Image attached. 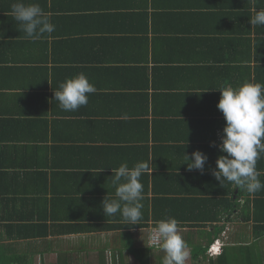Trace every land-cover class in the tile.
<instances>
[{
    "label": "crops",
    "instance_id": "1",
    "mask_svg": "<svg viewBox=\"0 0 264 264\" xmlns=\"http://www.w3.org/2000/svg\"><path fill=\"white\" fill-rule=\"evenodd\" d=\"M16 2L0 0V228L27 223V217L34 220L43 212L47 222L95 225L97 230L29 242L13 238L12 227H6L0 240L23 253L73 256L76 249L85 255L91 249L98 256L104 249L109 256L119 246L129 255L124 244L130 238L109 226L128 222L119 213L104 215L100 207L105 195L115 197L111 169L123 162L130 168L148 164L140 177L139 224L153 222L152 195L170 200L164 207L176 199L185 200V206L194 203L192 197L199 196L191 195H200L204 175L223 154L214 146L224 126L216 88L264 84V26L249 22L254 10L264 9V0H23L38 3L55 25L35 41L25 38L12 15ZM242 29L250 37L259 33L262 40L238 49ZM79 73L96 91L88 94L87 105L65 111L54 92ZM206 114L211 123L205 124ZM195 150L207 155L203 174L184 164V154ZM256 164L264 183V155ZM230 190L236 205L218 211V233L211 226L178 227L189 256L194 245L206 244L204 232L212 231L209 245H222L221 252L243 250L257 258L255 264H264V238L253 231L251 199L256 194L235 185ZM151 228L129 231L135 246L148 245ZM90 240L99 243L94 247ZM150 252L156 251L148 252L151 259ZM162 256H156L157 264ZM215 258L206 251L193 262L208 264Z\"/></svg>",
    "mask_w": 264,
    "mask_h": 264
},
{
    "label": "clouds",
    "instance_id": "2",
    "mask_svg": "<svg viewBox=\"0 0 264 264\" xmlns=\"http://www.w3.org/2000/svg\"><path fill=\"white\" fill-rule=\"evenodd\" d=\"M11 7L12 15L19 22L26 39L35 41L55 30L50 15L38 3L17 0ZM254 13L250 24L264 26V9L254 10ZM216 90L220 93L216 107L223 116L224 126L220 143L214 146L223 154L217 157L211 174L220 185L227 180L250 194L260 192L264 190V183L259 179L256 163L264 155V84L245 81L237 87L225 85ZM95 91V86L88 78L79 73L59 83L54 99L63 110L76 111L87 105L88 94ZM184 157L188 171L204 173L208 159L205 153L195 150L190 156L184 154ZM147 168L148 164L145 162H137L131 168L127 162H123L115 170L111 169L115 197L105 195L102 199L100 207L104 215L115 216L119 213L131 225L139 224L143 208V185L140 177ZM152 232L154 241L164 254L161 264H185L188 245L182 238L178 221L174 217L167 216L156 221ZM221 246L215 242L209 245L207 253L217 256L221 253Z\"/></svg>",
    "mask_w": 264,
    "mask_h": 264
},
{
    "label": "trees",
    "instance_id": "3",
    "mask_svg": "<svg viewBox=\"0 0 264 264\" xmlns=\"http://www.w3.org/2000/svg\"><path fill=\"white\" fill-rule=\"evenodd\" d=\"M262 40L259 37V33H257L256 36L250 37L249 30L242 29L241 35L237 38V48L238 49H246V47L252 46L255 41ZM238 76V75H237ZM251 76V75H250ZM247 75V77H250ZM249 79V78H248ZM240 84H237L235 87L239 86ZM203 95V92H200V96ZM205 113V112H204ZM211 117V116H210ZM204 122H210L208 119L207 114L204 117ZM224 123V121H222ZM222 132V131H221ZM214 137L212 138V140ZM220 142V141H219ZM5 152H3L4 154ZM257 170H259V167L256 164ZM212 171H209L206 173L203 177L204 180V186L202 187V190L200 191V195H191V196H199V197H192L194 203L187 204L185 206V200H175V204H173L172 207H164L163 205L171 204L169 201H163L162 198H159L158 196L153 197L152 195V202L154 201V210L151 212V218L152 223L148 224L147 222H143L138 225H131L130 223H121V224H113L109 225L111 228H114L118 231L123 230L125 236L127 238V241H125L124 247L129 251V257H131L132 262H136L137 260L139 264H151L149 261V254L150 248L148 246L146 247H138L135 246L134 240L132 235L129 233L130 230L134 229V227H145V226H152L154 227L155 222L163 219L167 216L174 217L177 221L183 220V222L178 223V227H189V228H205L207 226H211L215 228L216 233L220 231V227H216V222L220 221V217L218 216V211H221L222 209L226 212H229V206L230 210H233L236 203H233L230 200V195L232 196L234 192H232L230 189L233 187V183L228 182L225 180L222 185L219 184L217 180L214 179L213 175L211 174ZM261 176L259 175V178ZM213 183H214V189H213ZM225 186H227L225 190ZM181 192V190L178 188L176 189V192ZM183 192V191H182ZM9 194V193H8ZM5 194V197L9 199V195ZM14 194V193H13ZM155 194H162L161 192H156ZM243 194V192H238L236 195L239 196ZM255 197L251 199L253 203L255 204L253 207V231L256 235V237H263L264 238V223H260V221H264V209H263V203H264V191H260L255 193ZM14 196V195H13ZM12 196V198H13ZM1 199V198H0ZM191 201V202H193ZM246 206L249 207L250 199H246ZM165 203V204H163ZM183 203V204H181ZM182 206V208H181ZM186 215V216H184ZM246 215V214H244ZM54 214L51 216V220L55 221ZM247 220L249 219L248 216ZM64 218H67L66 216ZM38 219V220H37ZM144 220L148 221V216L144 218ZM27 223H21L19 225H3L0 228V232L4 233V229L6 227H12L13 233L11 234L13 238H22V239H28L31 241H37L39 238H46L49 235H55V234H73L78 232H84L85 230H97V226L95 225H78L76 223H64L61 225H56L53 222H47V216L40 212V215L32 220L31 218H26ZM59 224V223H58ZM103 225H100L98 228H102ZM214 230V229H213ZM212 231H206L204 232V235H207L209 237L207 239L206 244L198 243L194 245V247L190 250V259L192 261L198 260L201 256H205V252L207 251L209 244L212 242L211 236ZM131 236V237H130ZM149 236V235H148ZM148 242V241H147ZM113 244H116L115 242H112ZM149 245V244H148ZM30 247V246H29ZM104 250V249H103ZM102 250V251H103ZM114 250H117V254L114 253ZM122 247H115L109 254V261L106 260L105 255H103V252H100L98 255V263L99 264H126L124 260V255L122 254ZM29 253L18 252L17 250L14 251V249H8L7 245L3 241L0 240V264H45L44 262V252H47L49 250H42L39 251L38 254L28 249ZM35 257H38V262H35ZM161 258H159V264H161ZM256 260V261H255ZM257 262L256 257H251L245 254L243 250L239 252V254L231 253L227 248L224 249L223 252L218 254L214 260H210L208 264H255ZM49 264H75L74 260L72 259V256L65 255L62 252L57 253L56 258L54 262H51Z\"/></svg>",
    "mask_w": 264,
    "mask_h": 264
},
{
    "label": "rangeland",
    "instance_id": "4",
    "mask_svg": "<svg viewBox=\"0 0 264 264\" xmlns=\"http://www.w3.org/2000/svg\"><path fill=\"white\" fill-rule=\"evenodd\" d=\"M142 233L143 232L141 231V235H142ZM90 241H92L93 245H95L94 247H96L97 243H99V242H97V240H90ZM67 243L68 242H66L65 244H67ZM141 244H144V243L141 242ZM78 245L83 246L84 244L79 242ZM146 246H148V248H150V250H155L156 251V252H152V253L150 252L152 257H151V259L149 257V261H150L151 264H157L158 262H157L156 256L157 255H164L163 252L159 249V247L150 246V245H146ZM97 251L98 250L91 251V249H88V250H86L87 255H85L84 254V250L81 251V250H77L76 249L72 253L73 254L72 259L74 260L75 264H99L98 263ZM187 251H188V257H187L185 263L194 264V262L190 259L189 250H187ZM100 252H102V251H100ZM55 254H56V251H51L49 253H45V255L43 256L44 261H45L44 263L45 264H49L51 262H54V260L56 258ZM105 257H106V260L109 261V256H105ZM131 259L132 258L129 257V255H126V253L124 254V260H125L126 264H139V262L137 260H135L136 262H132ZM35 262L36 263L38 262V257H35ZM200 263H201V261H200ZM202 263L203 264H207L206 261H203Z\"/></svg>",
    "mask_w": 264,
    "mask_h": 264
},
{
    "label": "built area",
    "instance_id": "5",
    "mask_svg": "<svg viewBox=\"0 0 264 264\" xmlns=\"http://www.w3.org/2000/svg\"><path fill=\"white\" fill-rule=\"evenodd\" d=\"M153 227L150 229L149 236H148V244L150 246L159 247V245L154 241V235L152 232Z\"/></svg>",
    "mask_w": 264,
    "mask_h": 264
}]
</instances>
